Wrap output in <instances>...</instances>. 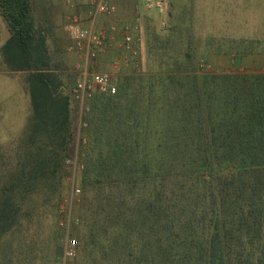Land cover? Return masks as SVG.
<instances>
[{"label":"trees","instance_id":"16d2710c","mask_svg":"<svg viewBox=\"0 0 264 264\" xmlns=\"http://www.w3.org/2000/svg\"><path fill=\"white\" fill-rule=\"evenodd\" d=\"M196 2L168 11L165 31L146 27V74L95 95L77 142L71 84L30 0H0L10 33L0 54L26 73L31 108L0 172V264L15 252L34 264L45 234L59 235L47 220L68 191L76 145L74 264H264V73L197 68L212 54H264V39L200 35Z\"/></svg>","mask_w":264,"mask_h":264},{"label":"rangeland","instance_id":"374dc122","mask_svg":"<svg viewBox=\"0 0 264 264\" xmlns=\"http://www.w3.org/2000/svg\"><path fill=\"white\" fill-rule=\"evenodd\" d=\"M116 1L111 0L114 6H116ZM30 2L36 25L43 28L47 34V44L52 58L56 62L61 63V68L65 70L61 72L62 76L73 88L76 72L79 70L78 67L83 66V63L75 54L67 51L70 41L64 23L65 14L61 16L60 22L56 21V25L53 24L51 28H47L40 19L42 0H30ZM179 3H181V0H169L166 13L160 15L144 10L141 6V0H133L130 9H125L128 12L126 15L123 13L118 15L115 8L113 14L98 16L93 28L97 29L98 21L103 20V22L108 23L107 27L105 23L103 26L108 28H104V31L107 34L109 50L97 61L91 63L90 70L112 73V77L117 84L124 77L144 76L147 72L145 63L146 27H156L157 30L165 31L169 25L168 11L177 15ZM196 8L199 10L196 11L198 16L196 30L200 35L212 34L225 40H230L231 38L264 39V0H197ZM73 9V12L82 19V22H85L83 19L89 9L86 1L83 0V2L81 1L76 5L73 4ZM111 21L112 23L120 22L121 24L119 25L123 23V26L119 27L115 32L110 31L109 24H111ZM163 22L165 24L164 27L161 25ZM1 24L2 20L0 19V30L3 27ZM115 25L117 26L118 24ZM125 32L132 34L137 42L134 55L122 51L121 46ZM109 33L113 34L112 39L109 38ZM1 35L4 36L5 32L1 33ZM228 47L230 45L226 44V48ZM114 61H118L119 64L118 69L113 71L112 64ZM197 68L205 73L220 75L261 74L264 73V54L250 53L241 57L212 54L207 57H199ZM69 74L74 75L73 79L71 78L72 82L69 80L71 77ZM13 77L16 76L14 75ZM13 77L0 74V156H4L0 158V172L8 167V161L14 155L15 142L22 135L31 109L28 93L22 88V83ZM87 111L78 110V106L75 103L73 115H75L76 120L77 142L80 139V130L83 126L82 118ZM82 157L83 153L80 147L76 145L74 154L70 159L73 167L69 168V175L65 179L68 191L67 193L64 191L54 201L55 204L57 203V210H53L56 215L55 219L54 217H49L47 220V227L55 223L59 235L53 236L48 232L45 234V237H43V242L45 243L46 241L45 246L40 249L34 264H47V258L50 260L49 264H74L75 256L71 259L65 258L64 249L74 241V251L76 253L79 243L75 229L78 222L77 217L81 196V172L84 168ZM75 189H79L80 193L75 194ZM4 257L6 258V256ZM31 257L30 255L27 258L21 255L20 252H15L13 259H10V263L30 264Z\"/></svg>","mask_w":264,"mask_h":264},{"label":"built area","instance_id":"2783aa9c","mask_svg":"<svg viewBox=\"0 0 264 264\" xmlns=\"http://www.w3.org/2000/svg\"><path fill=\"white\" fill-rule=\"evenodd\" d=\"M168 2L169 0H141V6L148 12L163 15L166 13ZM88 6L87 20L89 24L84 25L81 18L75 14L68 15L65 22L70 40L67 51L76 54L83 63L82 67H78L79 70L76 72L71 90L72 100L77 104L80 111H87L93 97L97 94L113 96L117 93V86L112 73L92 71L89 68L91 63L106 53L107 48L106 32L95 30L93 24L98 16L113 14L115 6L111 0H89ZM161 25L164 27V22ZM117 29L118 26L110 25V31L115 32ZM127 32L123 36L121 48L123 52L134 55L137 42L134 36ZM118 64V61L113 62V71L118 69ZM66 164L68 168L73 167L70 159L67 160ZM74 192L79 194L80 190L75 189ZM74 244L75 242L72 241L64 249L65 258L71 259L75 256Z\"/></svg>","mask_w":264,"mask_h":264},{"label":"crops","instance_id":"0c3cea01","mask_svg":"<svg viewBox=\"0 0 264 264\" xmlns=\"http://www.w3.org/2000/svg\"><path fill=\"white\" fill-rule=\"evenodd\" d=\"M81 1L83 2V0H42V7H41L42 11H40V19H41L42 24L44 26H46L47 28H51V25H53V24L56 25L57 24L56 21L60 22V18H61V16H63V14H65V16H64V23H65L66 22V17L68 15L75 14L73 12L74 11L73 4L76 5V4L80 3ZM85 1H86V5H88V1L89 0H85ZM132 2H133V0H123V1H118L117 0L115 2L116 3L115 8L117 10L118 15L121 14V13L126 15L128 12H126L125 9L126 8L130 9V6H132ZM70 4H72V5H70ZM66 13H68V14L66 15ZM75 15H77V14H75ZM85 15H86V13H85ZM31 17H32V19L34 18L33 17L32 7H31ZM0 19L2 20V24L1 25L3 26L2 29L0 30V48H1V46L4 44V42L9 38L10 33L8 31L7 25L5 24V22L3 21L1 16H0ZM102 19H104V18H102ZM83 20H85V22H82L84 25L89 24L88 20H87V15H86V17ZM34 23H35V21H34ZM104 23H105V26L107 27V24H108L107 22H105V21L103 22V20L98 21L97 22V26H96V28H97L96 30L104 31L105 30L104 28H106L105 26H103ZM110 23L111 24H109V25L118 24L117 25L118 29H119V27L123 26V23H122V25H119V24H121L120 22L119 23H116V22L112 23V21H111ZM35 25H36V23H35ZM38 27H40V26H38ZM106 29H108V28H106ZM3 32H5L4 36L1 35V33H3ZM109 34H110L109 38L112 39L113 38V34L112 33H109ZM69 44H70V42H69ZM108 50H109V46L107 45L106 53L108 52ZM0 74H4V75L10 76V77H13L15 75L16 77H13V78H16L18 81H20L22 83V88L28 93V96H29L27 84L25 83V75H26V73L9 71V69L7 68L5 63L3 62L1 54H0ZM29 101H30V96H29Z\"/></svg>","mask_w":264,"mask_h":264}]
</instances>
